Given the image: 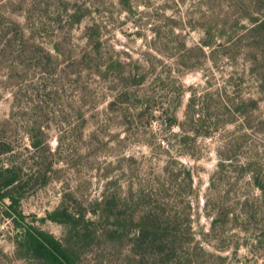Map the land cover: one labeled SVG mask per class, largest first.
<instances>
[{
    "label": "rangeland",
    "instance_id": "obj_1",
    "mask_svg": "<svg viewBox=\"0 0 264 264\" xmlns=\"http://www.w3.org/2000/svg\"><path fill=\"white\" fill-rule=\"evenodd\" d=\"M239 2L0 0V171L20 174L2 193L25 224L71 241L81 264H264V92L248 18L264 14ZM112 201L120 221L166 208L185 245L144 253L129 224L111 239ZM10 205L0 199V264H40L17 257ZM60 208L89 237L44 221Z\"/></svg>",
    "mask_w": 264,
    "mask_h": 264
},
{
    "label": "trees",
    "instance_id": "obj_2",
    "mask_svg": "<svg viewBox=\"0 0 264 264\" xmlns=\"http://www.w3.org/2000/svg\"><path fill=\"white\" fill-rule=\"evenodd\" d=\"M239 4H241L244 12L251 10L259 15L264 14V0H242ZM248 18L256 24L250 34L253 35L252 38L255 40L252 46L259 45L260 48L254 57V66L257 68L256 75L258 76L260 90L264 92V17L263 19ZM32 146L38 148L45 146V144L40 141H33ZM45 148L48 149L49 147L46 145ZM188 179L192 183V175L190 173L188 174ZM19 182L20 174L15 167H8L0 171V199L9 198L11 200L9 212H6V215L12 220L18 232L15 239L17 257L20 259H34L40 264H81L77 255L76 245L71 243V241L68 240V245L64 244L49 232L34 225L25 224V216L15 209L18 204L15 196L11 192L2 193L3 189H16L15 186H18ZM111 203L113 205L111 219L115 220V224H122V226L116 227L114 232L110 233L111 239L115 240L119 236L117 233L123 232L124 229L127 231L129 224V226H133L136 229L132 246L134 249L144 251V253L148 251L158 255L169 252L175 253L185 245L184 241H182L183 237L178 230L180 217H165L166 208L160 206L148 208L139 219L130 218V216L120 221L119 216L113 212L114 208H116L115 201ZM46 220L67 225L71 230H76L79 225L76 235L80 237V240L84 237H89L86 227L81 224L84 219L76 218L65 208L49 213L44 221ZM187 220L191 223L188 215ZM188 227L189 238L194 241L195 237L192 233L191 224H188Z\"/></svg>",
    "mask_w": 264,
    "mask_h": 264
}]
</instances>
